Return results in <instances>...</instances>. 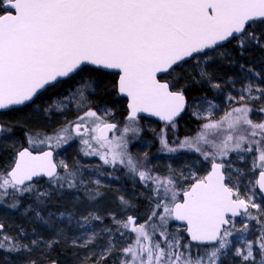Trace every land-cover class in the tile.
Masks as SVG:
<instances>
[{
	"label": "snow or ice",
	"instance_id": "obj_1",
	"mask_svg": "<svg viewBox=\"0 0 264 264\" xmlns=\"http://www.w3.org/2000/svg\"><path fill=\"white\" fill-rule=\"evenodd\" d=\"M233 40L241 56L252 48L264 50V0H0V109L32 105L33 111L48 115L63 113L73 102L78 110L87 107L76 122L69 121L56 132L55 146L73 139V128L77 136L93 133L90 139L99 148L81 138V144L91 149H81L84 154L99 156L105 165L122 166L149 189L147 199L154 201L143 223L131 215L121 219L112 213V227L89 231L86 237L71 241L72 247L86 248L107 234L100 253H92L97 257L95 264L109 259L112 264H264V119L251 118L253 111L264 114V70L239 64L246 82L238 97L228 96L238 106L218 120L213 119L217 106L206 96H194L192 115L207 122L195 137L177 139L175 146L169 142L168 129L177 127L176 118L189 104L183 87L173 90L179 77L163 82L158 78V74L170 75L176 66L193 59L200 78L196 82H207L220 90L221 84L213 82L207 71V64L214 59L210 52L227 58L229 53L216 49ZM105 70H118L113 88L128 98L123 128L107 122L111 110L98 114L88 103L97 77ZM69 81L75 87L67 95L51 102L42 99L46 93L57 96L58 89ZM238 82L229 77L227 83L235 88ZM257 102L261 105L258 109L253 107ZM141 113L166 122L157 134L158 151L194 150L210 161L207 175L195 176L194 182L181 190L178 179H187L182 172L177 175L170 169L167 176L153 175L148 152L140 159L128 151V134L135 139L143 131L139 126ZM208 130H216L218 139H209ZM113 131L120 135L109 139L107 133ZM12 134L11 126L0 123V139ZM27 139L35 145L53 137L38 138L37 134V138L28 135ZM232 152L257 154L253 170L259 167V179L244 199L238 194L243 173L233 170L228 161ZM52 157V151L37 155L28 148L18 151L13 165L0 170V202L11 200L6 205L10 209L23 206L24 215L44 225L66 219L68 225L83 229L93 221H102L104 218L94 213L77 219L71 212L67 216L48 213L45 219L43 207L53 197L63 198L65 192L83 188L90 200L102 196L100 179L86 180L82 168L70 167L64 161L59 162L61 173ZM234 175L238 183H233ZM42 176L48 178L49 185L43 192L34 181ZM25 196L32 201L26 206ZM119 200L124 211L132 207L125 197ZM237 218H242L241 227H237ZM171 221L185 222L183 231L189 243H182L179 227L170 230ZM5 227L0 222V264H17L16 255L30 254L36 248L51 250L65 236L63 230H57L47 241L36 235L24 242L27 233L23 228L11 235ZM128 234H134L131 241L119 247L114 237L124 239ZM250 235L254 238L249 239ZM191 242H198L195 254Z\"/></svg>",
	"mask_w": 264,
	"mask_h": 264
},
{
	"label": "rangeland",
	"instance_id": "obj_2",
	"mask_svg": "<svg viewBox=\"0 0 264 264\" xmlns=\"http://www.w3.org/2000/svg\"><path fill=\"white\" fill-rule=\"evenodd\" d=\"M234 45L235 42L233 43L232 48L223 47L216 49V52L229 53L230 55L227 58L217 56L216 53L210 52V54L214 56V59L207 64V71L211 74L213 82L221 84L222 87L220 90L211 88L210 84L207 82H196L200 78L198 69L195 67L196 61L193 59L189 60L187 64L184 65V68L181 67L182 69L179 71L180 73L178 76L179 79L176 81V88L173 89L178 90L184 86L183 83L186 82L183 80V76L186 77V75L189 76L191 83L206 87L208 94H201L198 97L206 96L208 100L212 101L217 106L214 109L213 116V119L216 120L220 119L226 111H230L232 108L238 106L235 102L229 101L228 96L231 94L232 96L238 97L243 83L246 82L244 80L243 70L239 67L241 62H236L235 64L229 62L230 60H235V58L232 57V49H236ZM253 54L256 55L253 56ZM243 56L247 57L249 60L242 63L245 65L251 64L257 71L264 70V50H261L260 48H252L246 51ZM229 77H234L239 81L236 83L235 88L231 87L230 83H227ZM166 80L173 79L171 77H166ZM255 83H261V81L256 80ZM99 86L101 85L96 83L94 93L89 95V105L93 110L97 111L98 114H102L104 109L111 110L109 117L106 118L107 122L114 121L118 124L119 128H123L125 117L127 116L126 108V115L124 116L117 114V111L120 109L121 105H125V100L119 97L116 93L120 100H115L110 104L98 103L96 96ZM74 87L75 84L71 81L64 87H61L57 92V96H45L42 97V99H48L49 102H51L53 99L67 95L68 91ZM193 97L194 96L190 97L191 100L188 103L189 107L186 108V111L184 112L186 115L185 120L187 122L191 120L193 125L188 127L185 126L186 129L182 131L181 134H184V138L195 137L201 130V125L207 122L206 120L198 119L192 115L193 108L191 107V104ZM260 106V102L253 105V107L257 109ZM205 107H207V105H205ZM24 108L25 109L20 111L16 116L10 117L5 115L4 117H0V123H4L13 128L12 135L0 139V156L6 155L1 160L0 170L12 166L15 153L21 148H28L35 152L50 148L55 152V163H57L58 167L59 162L64 161L70 167L75 165L82 168L83 176L86 180L100 179L102 186L99 191L102 193V196L97 197L95 200H90L83 188L79 191L65 192L63 198L53 197L52 200L43 207L42 215H44L45 219H48V213L58 214L61 212L65 213V216H67V213L71 212L77 219L88 213L100 215L104 219L102 221H93L83 229H77L74 225H68L66 219L64 223L57 224L54 220H50L49 225H44L42 221L33 219L31 215H24L23 206L18 210L10 209L7 208L6 205L11 203V200L0 202V222H3L6 226L4 231L11 235H15L19 228H23L27 233V235L23 237L24 242H28L30 239L35 238L36 235L42 236L44 240L47 241L55 236L57 230H63L65 234L64 238L59 239V242L56 243L51 250L36 248L30 254L22 253L16 255L15 259L17 264H26V261L28 260H34L36 261V264H51L52 261H56V264H95L97 257L96 255H92V253H100L105 245L107 234H102L94 242V245L86 248L72 247L70 246L71 241L77 237H86L89 231L96 230L99 232L103 228L112 227L113 221L110 216L112 213L116 214V216L121 219L131 215L137 218L138 223H143L148 215L151 214L153 206L147 199L150 195V191L139 182L138 178H133L131 175L127 174L122 166L117 165L116 167H113L112 165H105L99 156L85 155L81 149L88 151H91V149H87L86 146L81 144V138L89 139L92 148H99V145L94 140L90 139L91 136L94 135L91 132L85 133L81 137L76 135L73 128V139L69 140L67 144L61 145L59 148L55 146L56 132L62 127L67 126V122H76L77 117L82 116L84 111L88 110L87 107L83 110H78L73 102L68 105L63 113L53 112L48 115H45L42 112L37 113L33 111L32 105ZM251 118L254 121H260L264 119V114H261L258 111H253L251 113ZM139 126L143 129L139 137L133 139L132 134H128V151L133 156L140 159L143 158L144 152H148L149 158H151L149 159V166L154 169L153 175H158L160 177L167 176L169 175L170 169L174 170L177 175L182 172L183 176L187 177V179H178V190H181L188 188L190 183L194 182L195 176L202 177L208 172L211 165L210 161L205 160L200 153H197L194 150L187 148L180 149L185 152L181 155H175L182 153L179 151L174 153L157 152V150L160 149L157 134L165 127V124H159L154 120L140 118ZM171 131H173V129L169 128L168 136H171ZM81 132L83 133V128L81 129ZM37 134L38 138L52 136L53 139L51 141H46L45 144L37 143L35 145H30L27 136L31 135L35 139L37 138ZM119 135V131H114L109 139ZM208 136L209 139H218V133L216 130H208ZM152 150H154V152ZM150 151L152 154H150ZM8 155H11V158H9ZM241 155L244 156V159L239 158ZM256 156L257 154L255 152H232L228 157V161L231 162L233 170L239 169L243 173V180L242 182H239L240 189L238 193L239 197L242 199L251 194L249 189L252 188V184L258 178L259 167L253 170V162L256 160ZM257 163L259 162L257 161ZM59 171L63 173V169L60 167ZM47 181L48 180L42 183H36L40 191L43 192L49 188ZM233 183H238L235 175L233 176ZM121 196L131 202L132 207L127 211L122 209L119 200V197ZM256 200L258 203L260 202L259 195H257ZM31 202L32 201L28 196L23 198L24 206ZM152 203L154 204V201ZM252 211L255 214V210ZM241 219L242 218H237V227L242 226L239 222ZM170 223H172V221ZM249 223L252 224L253 222L250 221ZM177 227L179 226L173 224V230L177 229ZM179 228L183 234V229L181 227ZM33 229H35V234L33 233ZM113 231H115L114 228ZM133 235L134 234H128L124 239L115 236L114 239L119 247H123L127 242L131 241ZM248 238L252 239L254 238V235H250ZM200 250L203 251L202 249ZM196 251L197 250L194 249L192 251L193 254H195ZM104 264H112L111 259L104 262Z\"/></svg>",
	"mask_w": 264,
	"mask_h": 264
},
{
	"label": "trees",
	"instance_id": "obj_3",
	"mask_svg": "<svg viewBox=\"0 0 264 264\" xmlns=\"http://www.w3.org/2000/svg\"><path fill=\"white\" fill-rule=\"evenodd\" d=\"M234 42L235 41L233 40V41L227 43L226 45H224L223 47L232 48V45ZM254 55H256V54H253V56ZM232 57L235 58L236 62H247L249 60L247 57L240 56L238 50H236V49H232ZM186 64H187V62L178 65L175 68L174 72H172L170 75L165 74V75L161 76L160 80L165 81L166 77H169V78L171 77L172 79L178 77L179 73H180L179 71L182 69L181 67L184 68V65H186ZM116 79H117L116 74L106 73V72H104L101 76L97 77V83L101 85V86H99L98 93L96 96L98 103L110 104L115 100H120V98L116 95V90L113 88V85L115 84ZM183 80L186 82V83H183L184 84L183 88L185 89V95H186V98L188 100V103L190 102V100H191L190 97H192V96L198 97L201 94H203V95L208 94L206 87L201 86V85H195V84L191 83L188 75H186V77L183 76ZM69 82H71V81H69ZM60 89H61V87L58 89V91ZM45 96H48V94L46 93ZM18 109L19 110H13L12 109L10 111L0 113V117H4L5 115L10 116V117L16 116L20 111L24 110L25 108L22 107V108H18ZM117 114H119L121 116L126 115L125 105L124 106L121 105L120 109H118V111H117ZM185 118H186V115L183 116L182 118L180 117V119H178L176 121L177 130H176V128L173 129V131H171L172 137L168 136L169 142L172 143L173 146H175V144L173 143L174 141H176L177 139L181 140L184 138V134L183 135H181V134H182V131H184L186 129L185 126L188 127V126L193 125V123H191V120L187 122L185 120ZM154 142H155V139H154ZM152 148H154V147H152ZM152 151L154 152V150H152ZM178 151L182 152V153L178 152L179 154H175V155H181V154L185 153L181 150H178ZM157 152H158V150H157ZM150 154H152L151 151H150ZM4 156H6V155L0 156V165H1V160L3 159ZM8 156H9V158H11V155H8ZM149 159H151V158H149ZM39 182L42 183V182H45V180H39L36 183H39ZM150 204L153 205L152 202ZM170 224H171L170 230H173L174 229L173 224L172 223H170ZM180 235L184 237V235L182 234V231H180ZM182 243H188V241L186 240L185 237H184ZM197 248H198V246H192V251L194 249L197 250ZM199 248L203 250L202 247H199Z\"/></svg>",
	"mask_w": 264,
	"mask_h": 264
},
{
	"label": "water",
	"instance_id": "obj_4",
	"mask_svg": "<svg viewBox=\"0 0 264 264\" xmlns=\"http://www.w3.org/2000/svg\"><path fill=\"white\" fill-rule=\"evenodd\" d=\"M229 43V42H228ZM227 43H225L224 45H226ZM189 60H191V59H188L187 60V62L189 61ZM182 64V63H181ZM180 65V64H179ZM105 72L106 73H112V74H116L117 75V73H118V70H105ZM163 75H165V74H158V78L160 79V77L161 76H163ZM117 79H118V75H117ZM116 79V80H117ZM163 82V81H162ZM116 93H117V91H116ZM117 95L119 96V97H121L122 99H124L125 100V108H126V112L128 111L127 110V104H128V98L126 97V96H124V95H121V94H118L117 93ZM15 108H22V107H24V106H14ZM10 110H12V109H0V113H4V112H7V111H10ZM186 111V110H185ZM185 111H183L177 118H176V121L183 115V113L185 112ZM140 118H143V119H150V120H154L155 122H157V123H159V124H165L166 122H164V121H162V120H160L159 119V117H156V116H153V115H151L150 113H141L140 114ZM114 132V131H113ZM113 132H108L107 133V136H108V138L110 137V135L113 133ZM24 148H21V149H19L18 151H20V150H23ZM29 151H31L30 149H28ZM17 151V152H18ZM44 151H52L53 152V157H52V159H53V162L55 163V152L52 150V149H50V148H47V149H44V150H41V151H31L32 153H33V155H37V154H40V153H42V152H44ZM16 152V153H17ZM16 153H15V156H16ZM15 156H14V159H15ZM13 165V164H12ZM210 169H211V165H210V168H209V170L208 171H210ZM58 171H59V167H58ZM208 173V172H207ZM207 173L205 174V175H207ZM259 179V174H258V178H257V180ZM37 180H48V178L46 177V176H42V177H36V178H34V181H37ZM257 192H259V190H258V188H257ZM172 223L174 224V225H176V226H179V227H181L182 229L185 227V222H183V221H172ZM183 235H184V237L186 238V240L188 241V243H189V237H188V234L186 233V232H184L183 231ZM191 244H192V246H198V242H191ZM200 247H203L202 245H200Z\"/></svg>",
	"mask_w": 264,
	"mask_h": 264
},
{
	"label": "flooded vegetation",
	"instance_id": "obj_5",
	"mask_svg": "<svg viewBox=\"0 0 264 264\" xmlns=\"http://www.w3.org/2000/svg\"><path fill=\"white\" fill-rule=\"evenodd\" d=\"M185 115V113L181 116V118L183 117ZM108 123H115V124H117L116 122H114V121H108ZM118 125V124H117ZM205 176V175H204ZM187 189V188H186ZM180 199V198H179Z\"/></svg>",
	"mask_w": 264,
	"mask_h": 264
}]
</instances>
